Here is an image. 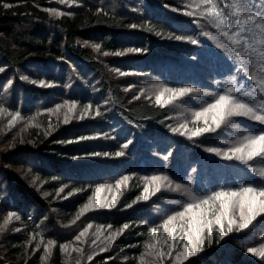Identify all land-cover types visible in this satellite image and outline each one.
<instances>
[{
  "label": "trees",
  "instance_id": "obj_1",
  "mask_svg": "<svg viewBox=\"0 0 264 264\" xmlns=\"http://www.w3.org/2000/svg\"><path fill=\"white\" fill-rule=\"evenodd\" d=\"M213 5L232 22L216 28ZM241 21L264 23V0H0V264H172L161 242L187 239V226H172L193 217L203 239L193 264H264V213L249 203L239 213L250 217L222 225L201 211L264 199V157L226 158L264 125L231 117L191 136L215 128L211 111L196 113L219 95L264 98L255 87L264 60L234 55L251 50L223 34L239 33ZM147 77L194 91L158 103L141 92L151 91ZM106 161L107 175L86 168ZM89 201L101 207L81 212ZM201 216L211 222L196 223Z\"/></svg>",
  "mask_w": 264,
  "mask_h": 264
},
{
  "label": "snow or ice",
  "instance_id": "obj_2",
  "mask_svg": "<svg viewBox=\"0 0 264 264\" xmlns=\"http://www.w3.org/2000/svg\"><path fill=\"white\" fill-rule=\"evenodd\" d=\"M61 3H64V0H60ZM204 3L209 4L212 3V0H203ZM6 7L8 5H5ZM222 7V5L220 6ZM54 11V10H53ZM97 11H102L101 9H97ZM208 11L210 12L211 15H214L217 17L218 22L215 24L216 28H221L222 25H226L231 23V18L226 15L223 14L221 11L217 10V6L213 5V7L211 9H208ZM57 14H61V13H57ZM189 15H192V13H189ZM201 15H203V13H201ZM256 17L255 16H249L248 20H255ZM244 23L245 21H241L239 25H236V27L239 28V33H235L233 35H230L228 31H225L223 34L228 38V40L233 44L236 45L238 48H243V49H250L251 53L249 54L247 51L245 52H240V51H235L234 55L240 57V56H246L248 58V60L250 62L254 61V59L256 57H260L262 60H264V52L258 51L257 48L253 47V45H259L264 43V23H260V24H252L251 27H248L247 29L244 27ZM131 27L135 28L136 25H132ZM256 29H259V31H255ZM242 33H247V34H243ZM206 35H208L206 33ZM238 36V39L236 38ZM177 38H181V37H177ZM249 41H251V43H249ZM192 43L195 44L197 43L196 40H192ZM96 47H99V45H96ZM133 51L135 52H140L142 51L141 49H134ZM247 65H242L241 66V70H244V68H246ZM0 71H3L2 68H0ZM25 79H27L25 77ZM252 79L255 81L256 77H252ZM41 84H43L44 82L41 81ZM256 88H259L260 92L262 95H264V78H262L258 84L255 85ZM167 91H171L173 92L175 95L174 96H170L168 98V101H165V103L170 102L171 100H173L175 98V96H180L183 97L186 93H191L194 90L192 88H180V89H171V90H167ZM238 89H234V88H229L227 90L228 93H233V92H238ZM164 95L163 92L160 93V96L158 97V100L160 98H162ZM251 94L248 95H241L238 97H234L232 95H228V94H222L219 95V97L215 100V102L213 104L208 105L207 108H204L201 112H197L196 116L197 118L205 115L208 112H212L213 115L211 117L215 128L211 127V126H206L203 128H198L195 131L191 132V136L192 137H196L201 135L202 133H206L209 131H213L217 128H220L222 123H224L226 121V118H231V117H239V116H244V117H248L250 119H252L254 122L257 123H261L262 125H264V98H262L258 104L253 105V102L250 98ZM99 114V111L97 110V115ZM17 116H19V113H17L15 116L12 117V121H10L9 123H12L13 121L16 120ZM205 123L207 124V120L205 121ZM173 132H177L179 131V129L173 128L172 129ZM80 139H83V137H81ZM246 143L241 145V147L235 148V149H231V153L232 155H227L226 154V158L231 159L233 158V156H235V158L237 159H245V157L243 155H236L237 153H243L245 151V149H248L247 151V159L251 160L255 157H264V131H261L258 134L255 135H250L248 137L245 138ZM209 151H213L216 152L218 151V149H209ZM103 155L107 156L109 155L108 153H103ZM116 156H121L123 155L122 152H116L115 153ZM261 175H264V173H261ZM126 179V178H125ZM153 180L157 179L156 177L152 178ZM119 183V181L117 182ZM62 191V189H61ZM147 191V189H146ZM256 190L253 188H245L243 189V192L245 193H254ZM72 193H69V195H71ZM215 196L219 197L222 195H226L225 193L221 192V193H214ZM231 195H236V193H231ZM259 196L260 197H264V190H261L259 192ZM147 197H137V200L140 199H146ZM135 203V201L133 202ZM115 204V200H113V203L108 205L109 207L114 206ZM251 205L249 207V212H256V213H264V199H260L257 201L256 197L253 196L252 201H251ZM90 207H95V208H100L101 205L100 204H95L92 205L91 201H89L88 204H85L83 206V208L81 209V212H85L87 211ZM189 208L192 207V205L188 206ZM10 216L12 215L11 213L9 214ZM19 217H17L18 219ZM254 218V217H253ZM171 219V217L169 218ZM167 223V222H166ZM217 223H220V220H217ZM230 224L232 223L231 221L229 222ZM247 224L241 225V227H247ZM111 227V226H109ZM128 225L124 224L123 227L120 229V232H123L124 229H127ZM157 231V229L153 228L152 232L155 233ZM116 234H110L113 236L117 235ZM35 237H33L34 239ZM80 236H76L77 240H80ZM95 242V241H94ZM30 243V242H29ZM56 242L53 240H49L48 241V245H45V250L48 249L49 246L55 244ZM37 248H39V245L36 246ZM149 248L153 247L152 245L148 246ZM188 245L185 244L184 248L187 249ZM61 248L64 251H67V245H61ZM105 249H101V251H104ZM249 252H253L255 251L254 249H248ZM189 255L191 253H188ZM158 255H163L162 252H159ZM169 255H171V253H169ZM261 256H264V252L260 253Z\"/></svg>",
  "mask_w": 264,
  "mask_h": 264
},
{
  "label": "rangeland",
  "instance_id": "obj_3",
  "mask_svg": "<svg viewBox=\"0 0 264 264\" xmlns=\"http://www.w3.org/2000/svg\"><path fill=\"white\" fill-rule=\"evenodd\" d=\"M94 1V0H93ZM96 2H98V0H95ZM148 79H145V85L152 87L150 88L151 91H149L147 88H145L142 84L143 89L141 90V92H145V98L146 97H154L156 98L158 103H163V104H169L170 102L165 103V101H168V98L170 97V92L167 91L169 90V86H165L163 84H160V81L158 79L156 80H150V77H147ZM162 86H165L162 88ZM147 90V91H146ZM163 92L164 95L162 98H160L158 100V97L160 96V93ZM106 163L109 162H101L95 166H90L88 168V166H86L87 169H96L98 171V174L100 173L101 175H107L104 171V169H112V166L110 165H105ZM105 165V166H104ZM106 199L105 195H102L100 198V202H104V200ZM146 200H142V205L146 204L145 202ZM258 201V199H257ZM251 203L249 201H238V198L236 197H231L229 199H227L226 202H223L221 204H218L217 206L211 208V209H202V215L207 213V212H211L209 213L210 217L215 213V216H219L221 217L220 223H222V225L224 224V222H226L227 220L230 222H234L236 220V218H238V214H240L242 216V218L247 219L250 216H245L242 215L239 212H243L246 213L247 209L246 207L248 206V204ZM252 213V212H251ZM248 215V213L246 214ZM205 216H201L199 218V220L196 223L199 224H203V225H207L210 221V219L205 220L204 219ZM193 219H195V217L191 218L190 220H185V219H180L181 221H185L184 223H180L178 224L177 222L173 223L172 228H174L173 232L176 229H179L181 226H187L189 228V233L187 235V239H181V238H173L172 240H169V242H167V244H164V242L161 244L165 245L164 247H161V250H163L165 252V254H167L168 259H170V263L172 264H193V260H195V258H197V256L200 255L201 249L203 247V239L200 236V233L198 232V230L196 229L195 223L190 222ZM230 224V223H229ZM228 224V225H229ZM202 227V226H201ZM257 229L260 228V225L257 224ZM170 230V229H169ZM169 230H168V234H169ZM258 233V232H257ZM170 235V234H169ZM264 238V236L262 238H258L257 241L263 242L262 239ZM169 239V238H168ZM187 244L188 247L187 249L184 248V245ZM169 253H171V255H169ZM188 253H191L190 255ZM166 260V259H165ZM262 262V261H261Z\"/></svg>",
  "mask_w": 264,
  "mask_h": 264
},
{
  "label": "bare ground",
  "instance_id": "obj_4",
  "mask_svg": "<svg viewBox=\"0 0 264 264\" xmlns=\"http://www.w3.org/2000/svg\"><path fill=\"white\" fill-rule=\"evenodd\" d=\"M54 15H55V14H54ZM51 20H52V18H51ZM34 24H35V23H34ZM82 39H83V38H82ZM76 41H77V40H76ZM104 53H105V52H104ZM99 54H100V53H99ZM105 55H106V54H105ZM98 58H99V57H98ZM95 59H96V58H95ZM27 62H28V61H27ZM91 62H92V61H91ZM87 67H88V66H87ZM74 68H75V67H74ZM83 68H84V67H83ZM76 69H77V66H76ZM79 70H80V69H79ZM82 71H83V70H82ZM82 73H83V72H82ZM87 76H89V75H87ZM92 80H93V79H92ZM96 86H97V85H96ZM101 87H102V86H101ZM98 88H99V87H98ZM106 92H107V91H106ZM104 94H106V93H104ZM34 105H35V104H34ZM39 106H40V105H39ZM39 106L37 107L38 109H39ZM37 108H36V109H37ZM44 108H45V107H44ZM44 110H45V109H44ZM41 111H42V110H41ZM45 111H46V110H45ZM47 112H48V111H47ZM39 114H40V113H39ZM53 115H54V114H53ZM48 118H49V117H48ZM51 118H52V117H51ZM45 148H46V147H45ZM103 187H104V186H103ZM103 189L105 190V188H103ZM103 189H102V190H103ZM65 190H66V189H65ZM98 190H99V188H98ZM102 190H101V191H102ZM62 191H63V190H62ZM105 191H106V190H105ZM97 193H98V192H97ZM97 193H95V194H97ZM101 193H103V191H102ZM62 194H63V193H62ZM79 194H80V193H79ZM79 194H78V195H79ZM91 194H92V193H91ZM67 195H68V194H67ZM78 195H77V196H78ZM64 196H65V195H63V197H64ZM90 196H91V195H90ZM91 197H92V196H91ZM64 198H65V197H64ZM74 198H75V197H74ZM79 198H82V196H81V197L79 196ZM67 199H68V198H67ZM84 199H85V198H84ZM89 199H91V198H89ZM71 201H72V200H71ZM70 203H71V202H70ZM76 203H77V202H76ZM73 204H74V203H73ZM70 205H71V204H70ZM63 206H64V204H63ZM147 206H148V205H147ZM138 207H139V206H138ZM138 207H137V208H138ZM135 208H136V207H135ZM142 208H143V207H142ZM144 209H145V208H144ZM144 212H145V211H144ZM58 213H60V212H58ZM62 213H63V212H62ZM152 213H153V210H152ZM136 214H137V213H136ZM62 216H64V215H62ZM141 217H142V216H141ZM63 218H64V217H63ZM63 218H62V219H63ZM60 219H61V218H60ZM96 250H97V249H96ZM99 250H100V249H99Z\"/></svg>",
  "mask_w": 264,
  "mask_h": 264
}]
</instances>
